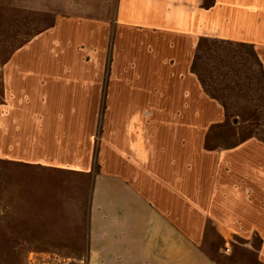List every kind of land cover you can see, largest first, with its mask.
Here are the masks:
<instances>
[{"label":"crops","instance_id":"crops-1","mask_svg":"<svg viewBox=\"0 0 264 264\" xmlns=\"http://www.w3.org/2000/svg\"><path fill=\"white\" fill-rule=\"evenodd\" d=\"M119 1L134 41L104 94L93 18L55 15L0 48L3 217L41 259L264 264V0H215L210 30L200 0ZM249 59L237 72L256 67L257 85L223 83Z\"/></svg>","mask_w":264,"mask_h":264},{"label":"rangeland","instance_id":"rangeland-1","mask_svg":"<svg viewBox=\"0 0 264 264\" xmlns=\"http://www.w3.org/2000/svg\"><path fill=\"white\" fill-rule=\"evenodd\" d=\"M177 1V0H176ZM119 0H0V48L10 44L19 46L28 41L34 34L44 27H48L52 18L55 15H71L78 19L93 18L94 21L100 26L96 30H103L105 33V51L102 57V89L101 94L105 93L106 82L110 79L112 67L114 63L118 62L119 45L126 47L133 45L130 37H127L128 32L126 29H121L119 24ZM215 0H200V6L207 9L206 19L209 27H213L215 22V8L213 7ZM14 37L12 38V36ZM154 36V34L150 33ZM206 47H220L231 46L232 43L220 42L217 40H202L197 42V46ZM213 57V56H212ZM85 61L88 57L85 55ZM247 63L238 64V69H233L231 75L227 78L223 77L225 84H253L260 80V74L255 67L256 72L248 74L246 77L242 76V68L248 71L251 69V59ZM217 68L221 71V67L217 64ZM237 68V67H236ZM220 74V73H219ZM262 88V89H261ZM261 99L264 98V88L261 87ZM222 89H225L223 87ZM243 89H246L243 88ZM251 89V88H249ZM251 97V96H249ZM248 99V103L251 102ZM102 104V102L100 103ZM261 105L260 111H264V105L261 102L255 103ZM250 106L252 104H246ZM261 124L264 123V115L258 117ZM103 133V117L96 118L94 137H93V150L92 157L99 151V145ZM21 136V134L19 135ZM17 137V134L14 135ZM1 170V165H0ZM3 209H0V264H88L86 262H71V261H58L54 259H41L34 255H28L22 245V230L25 227L23 219L3 217Z\"/></svg>","mask_w":264,"mask_h":264},{"label":"built area","instance_id":"built-area-1","mask_svg":"<svg viewBox=\"0 0 264 264\" xmlns=\"http://www.w3.org/2000/svg\"><path fill=\"white\" fill-rule=\"evenodd\" d=\"M226 251H228V248L226 249Z\"/></svg>","mask_w":264,"mask_h":264}]
</instances>
